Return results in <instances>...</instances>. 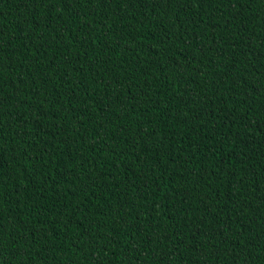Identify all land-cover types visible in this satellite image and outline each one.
I'll use <instances>...</instances> for the list:
<instances>
[{"label":"trees","instance_id":"16d2710c","mask_svg":"<svg viewBox=\"0 0 264 264\" xmlns=\"http://www.w3.org/2000/svg\"><path fill=\"white\" fill-rule=\"evenodd\" d=\"M0 264H264V0H0Z\"/></svg>","mask_w":264,"mask_h":264}]
</instances>
